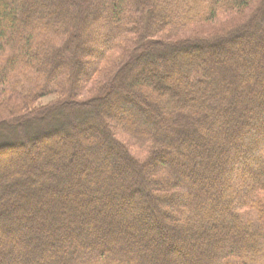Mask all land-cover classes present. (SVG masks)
<instances>
[{"label":"trees","instance_id":"obj_1","mask_svg":"<svg viewBox=\"0 0 264 264\" xmlns=\"http://www.w3.org/2000/svg\"><path fill=\"white\" fill-rule=\"evenodd\" d=\"M0 264H264V0H0Z\"/></svg>","mask_w":264,"mask_h":264},{"label":"rangeland","instance_id":"obj_2","mask_svg":"<svg viewBox=\"0 0 264 264\" xmlns=\"http://www.w3.org/2000/svg\"><path fill=\"white\" fill-rule=\"evenodd\" d=\"M56 98H57L56 96H47V97L41 98L35 102V106L37 108L45 107L48 104L52 103L54 100H56Z\"/></svg>","mask_w":264,"mask_h":264}]
</instances>
